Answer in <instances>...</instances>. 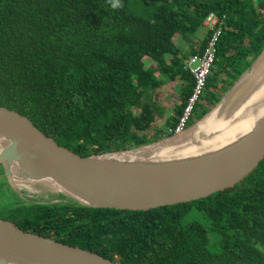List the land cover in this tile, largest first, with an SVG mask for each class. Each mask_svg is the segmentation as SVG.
I'll return each mask as SVG.
<instances>
[{
    "label": "trees",
    "instance_id": "trees-1",
    "mask_svg": "<svg viewBox=\"0 0 264 264\" xmlns=\"http://www.w3.org/2000/svg\"><path fill=\"white\" fill-rule=\"evenodd\" d=\"M211 13L226 22L189 126L263 51L264 0H0V106L83 157L170 137L193 89L185 65L204 51L210 34L197 33ZM177 81L180 104L159 129L161 89ZM4 180L0 170L1 219L117 264H264V159L231 189L150 211L58 196L38 204Z\"/></svg>",
    "mask_w": 264,
    "mask_h": 264
},
{
    "label": "water",
    "instance_id": "water-1",
    "mask_svg": "<svg viewBox=\"0 0 264 264\" xmlns=\"http://www.w3.org/2000/svg\"><path fill=\"white\" fill-rule=\"evenodd\" d=\"M263 56L264 48L220 101L185 131L196 127L227 101ZM176 135L128 150L83 157L60 146L26 116L0 106V143L4 146L0 166L18 196L21 194L17 180H49L59 188L55 195L68 203L91 209L150 211L231 189L264 159V113L234 137L189 153L168 158L134 154L168 142ZM0 264L117 263L88 250L25 232L0 218Z\"/></svg>",
    "mask_w": 264,
    "mask_h": 264
},
{
    "label": "bare ground",
    "instance_id": "bare-ground-1",
    "mask_svg": "<svg viewBox=\"0 0 264 264\" xmlns=\"http://www.w3.org/2000/svg\"><path fill=\"white\" fill-rule=\"evenodd\" d=\"M241 91L243 93L237 95ZM263 113L264 56L254 65L252 71L244 76L228 100L214 109L196 127L176 135L168 142L134 154L168 158L189 153L234 137L251 127ZM3 148L0 143V152ZM16 185L19 193L27 198L48 199L49 196H56L55 193H59V188L49 180L33 183L17 180Z\"/></svg>",
    "mask_w": 264,
    "mask_h": 264
},
{
    "label": "built area",
    "instance_id": "built-area-1",
    "mask_svg": "<svg viewBox=\"0 0 264 264\" xmlns=\"http://www.w3.org/2000/svg\"><path fill=\"white\" fill-rule=\"evenodd\" d=\"M225 22L226 17L224 15L218 16L211 13L203 23L210 35L204 51L190 56L186 62L185 70L193 76V89L187 98L176 127L169 130V133L173 135L180 134L190 127L189 125L194 117L195 109L201 100L208 77L215 65L218 43L222 36Z\"/></svg>",
    "mask_w": 264,
    "mask_h": 264
},
{
    "label": "crops",
    "instance_id": "crops-1",
    "mask_svg": "<svg viewBox=\"0 0 264 264\" xmlns=\"http://www.w3.org/2000/svg\"><path fill=\"white\" fill-rule=\"evenodd\" d=\"M182 86H183V84L180 83L179 81H177V82L168 83V84H166V86H164L161 89V94H160L161 100H160V102H162V104L164 106L169 107V110L171 108H173L175 105H179L180 104V95H179V92H180V87H182ZM170 100L173 103H170L169 104L168 101H170ZM167 113H168V109L166 110V114L165 115H167ZM160 120H161V118H159L157 120V122L159 123Z\"/></svg>",
    "mask_w": 264,
    "mask_h": 264
},
{
    "label": "rangeland",
    "instance_id": "rangeland-1",
    "mask_svg": "<svg viewBox=\"0 0 264 264\" xmlns=\"http://www.w3.org/2000/svg\"><path fill=\"white\" fill-rule=\"evenodd\" d=\"M207 31H208V29L203 25V26L198 30L197 35H198V36H200V35L205 36L206 33H207ZM174 41H175V43L178 45V43H180L181 40L179 39V36H176V37L174 38ZM168 58H169V57H168ZM168 95H169V94H168ZM160 100H161V98H160ZM164 102H165V101H164ZM168 102H169V104H170V103H173L171 100L168 101ZM158 105L161 106L162 108H164L165 111L168 109V113H167V115H166L165 117L161 118L160 122L157 123V124H158L157 127H158L159 129H163V126H164V124H165V120H166L167 116H169V115L172 114V113H171V110H169V107L164 106V105L162 104V102H160ZM198 115H199V114H198ZM151 143H152V142H151ZM0 170H2V167H1V166H0ZM4 177H5V176H4ZM4 182H6L7 185H8V182H7V180H6V177H5ZM6 183H5V184H6ZM20 197H21L22 199H23V198H27V197L24 196V195H20ZM58 197L60 198L61 196H58ZM59 198H58V199H59ZM41 200H42V201H45V198H41ZM2 202H4V201H2Z\"/></svg>",
    "mask_w": 264,
    "mask_h": 264
},
{
    "label": "clouds",
    "instance_id": "clouds-1",
    "mask_svg": "<svg viewBox=\"0 0 264 264\" xmlns=\"http://www.w3.org/2000/svg\"><path fill=\"white\" fill-rule=\"evenodd\" d=\"M117 6H118V5H117L116 3H113V4H112V7H113V8H115V7H117Z\"/></svg>",
    "mask_w": 264,
    "mask_h": 264
}]
</instances>
